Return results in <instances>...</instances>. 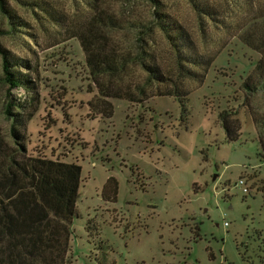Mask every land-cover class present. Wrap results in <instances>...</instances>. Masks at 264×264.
<instances>
[{
    "label": "rangeland",
    "instance_id": "rangeland-1",
    "mask_svg": "<svg viewBox=\"0 0 264 264\" xmlns=\"http://www.w3.org/2000/svg\"><path fill=\"white\" fill-rule=\"evenodd\" d=\"M158 1L192 47L215 56L202 84L186 81L187 114L162 95L109 98L112 115L96 113L89 103L98 92L81 45L45 11L69 24L85 18V4L0 0V130L11 144L14 122L4 111L11 103L16 119L32 114L14 123L28 155L81 166L66 264H98L103 252L112 264H264V91L244 86L264 79V47L240 39L245 31L262 37L264 0H207L218 11L212 19L189 0ZM107 2L120 14L128 10L127 0ZM131 6V13L151 10L147 0ZM157 40L170 47L164 34ZM4 51L27 62L14 71L30 88L4 81ZM224 110L238 120L235 141L219 120ZM110 178L116 201L102 196Z\"/></svg>",
    "mask_w": 264,
    "mask_h": 264
},
{
    "label": "trees",
    "instance_id": "trees-1",
    "mask_svg": "<svg viewBox=\"0 0 264 264\" xmlns=\"http://www.w3.org/2000/svg\"><path fill=\"white\" fill-rule=\"evenodd\" d=\"M88 10L79 22L62 23L56 10L45 9L49 20L65 27L69 37L78 39L85 62L98 96L90 101L92 110L105 117L112 115L109 98L142 102L155 95L172 96L179 100L184 114L188 113L190 90L187 80L198 85L215 59L192 47L185 27L173 16L157 9L158 0H147L149 14L131 13L108 5L107 0H80ZM199 15L210 19L217 15L215 5L205 0H189ZM154 8V9H153ZM2 9H5L2 5ZM262 37L254 39L250 32L240 35L241 41L253 49L264 47V15H260ZM67 24V26H65ZM133 32L131 40H123ZM157 33L164 34L170 47H159ZM2 70L4 81L11 87H29V81L16 65L28 66L26 61L12 59L4 51ZM168 60V62L166 61ZM261 82L244 86L264 91ZM11 103L4 109L13 122L24 124L32 117L18 118L11 114ZM219 120L226 139L235 141L240 126L233 113L224 110ZM12 124L10 144L0 130V264H66L70 224L77 216L81 166L44 156H30L24 146V135ZM117 181L108 179L102 196L116 201ZM102 250L106 245L102 244ZM98 264L107 263L105 252ZM144 264V263H141Z\"/></svg>",
    "mask_w": 264,
    "mask_h": 264
},
{
    "label": "built area",
    "instance_id": "built-area-1",
    "mask_svg": "<svg viewBox=\"0 0 264 264\" xmlns=\"http://www.w3.org/2000/svg\"><path fill=\"white\" fill-rule=\"evenodd\" d=\"M263 167H264V161H263Z\"/></svg>",
    "mask_w": 264,
    "mask_h": 264
}]
</instances>
